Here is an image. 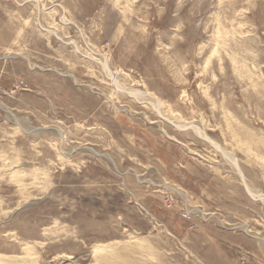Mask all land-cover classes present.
Segmentation results:
<instances>
[{"label":"rangeland","instance_id":"rangeland-1","mask_svg":"<svg viewBox=\"0 0 264 264\" xmlns=\"http://www.w3.org/2000/svg\"><path fill=\"white\" fill-rule=\"evenodd\" d=\"M0 264H264V0H0Z\"/></svg>","mask_w":264,"mask_h":264},{"label":"bare ground","instance_id":"bare-ground-1","mask_svg":"<svg viewBox=\"0 0 264 264\" xmlns=\"http://www.w3.org/2000/svg\"><path fill=\"white\" fill-rule=\"evenodd\" d=\"M130 95L134 96L135 98H138L140 96H143L144 93L139 92V91H130ZM137 244L135 245L136 248L140 251H145L146 253L149 254V250L151 248L148 247V244L146 242H142L139 239H136ZM95 255H98L99 258H104L107 259L110 263H113L117 258L118 255H116L113 250H109L107 246L101 247L97 246L95 249Z\"/></svg>","mask_w":264,"mask_h":264}]
</instances>
